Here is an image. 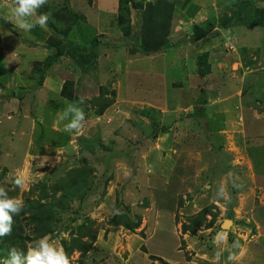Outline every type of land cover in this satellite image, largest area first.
I'll list each match as a JSON object with an SVG mask.
<instances>
[{"label": "rangeland", "instance_id": "1", "mask_svg": "<svg viewBox=\"0 0 264 264\" xmlns=\"http://www.w3.org/2000/svg\"><path fill=\"white\" fill-rule=\"evenodd\" d=\"M243 1L253 5L198 0L188 15L180 7L190 2L175 0H134L141 6L130 12L119 0H48L39 10L51 14L47 26L22 31L9 21L14 0H0V185L24 205L68 208L52 216L47 236L63 249V238L86 242L89 252L72 251L70 264H228L230 251L234 264H264V20L248 16L262 15L263 1L243 8L246 38L223 23ZM196 29L213 32L189 43ZM218 65L222 89L203 95V72ZM81 97L84 127L65 132L59 115ZM199 102L217 105L216 119H203ZM220 183L226 200L214 199ZM58 185L85 199L54 197ZM43 190L51 194L41 200ZM28 217L17 222L16 243L3 246L26 251L36 240Z\"/></svg>", "mask_w": 264, "mask_h": 264}, {"label": "clouds", "instance_id": "2", "mask_svg": "<svg viewBox=\"0 0 264 264\" xmlns=\"http://www.w3.org/2000/svg\"><path fill=\"white\" fill-rule=\"evenodd\" d=\"M48 2V0H14V6L11 9V21L18 29L22 31H31L39 26L45 28L51 19L50 13H41L39 10ZM83 97L78 101L69 102L59 115L64 123V131L68 133L79 132L86 120V114L81 104ZM13 183L17 188L23 189L24 178L17 172L13 178ZM232 187L235 189L243 188V185L236 182L233 178ZM227 192L224 183L217 185L214 199H227ZM24 209V203L18 198L9 195L7 189L0 185V238L8 236L13 231L14 216L19 215ZM224 231H219L214 242L220 245L225 240ZM239 241L232 245V249L239 248ZM223 254L222 248H217L215 257L217 260ZM242 255V253H241ZM238 259L235 251H230L227 261L228 264H234ZM0 264H70L68 255L63 248L57 247L49 240L47 235L34 240L28 245L26 251L18 250L13 247L9 250L8 255Z\"/></svg>", "mask_w": 264, "mask_h": 264}, {"label": "trees", "instance_id": "3", "mask_svg": "<svg viewBox=\"0 0 264 264\" xmlns=\"http://www.w3.org/2000/svg\"><path fill=\"white\" fill-rule=\"evenodd\" d=\"M119 8L120 10L124 11V12H130V4H133V8H137L138 6H141V5H138L137 2H134V0H119ZM209 30V29H208ZM210 31V30H209ZM201 33V34H200ZM209 32L205 33L204 30L202 29H198L197 30V36L199 35H208ZM57 47V46H56ZM206 76L207 74L205 72H203V76ZM63 95L70 99V94H66L63 92ZM200 103H203V102H200ZM84 159V162L83 164L85 163V165H88V160L87 158H83ZM68 185L70 186L71 184L73 185H76L77 183V180H72V179H69L68 180ZM63 186V185H58L57 187H55L53 190H52V193L54 197L55 194L61 192V191H64L65 193L62 194L61 198L64 200V201H71V202H74V201H77L78 199H81V201H83L85 198L84 196H74L72 194H70L69 192H67L69 190V186ZM82 187L85 186V184H82L81 185ZM68 188V189H67ZM81 188V187H80ZM82 191V190H81ZM92 190H87L86 191V194L88 193H91ZM50 191L48 190H43V193L41 194V200H44L46 199L47 197L50 196ZM81 197V198H79ZM46 207V208H45ZM50 212L51 214L49 215H44V212L47 211ZM60 210L62 211H67L68 208H64V207H61V208H58L56 206H54V204H43V203H35V204H32L31 202L27 203L24 205V209L23 211L17 215V216H14V224H13V231L10 235L8 236H5L3 238H0V260L3 256L7 255L8 252H9V248L3 246V242H6L8 244H10V246L12 244H15L16 243V236H15V231L17 230L18 226H17V222L24 219V217L26 215H29L28 219H29V225H32V224H35L34 228H33V233L36 234L37 238L41 237V236H44V235H48V234H53L55 232V228L53 225V215L57 214V212H59ZM81 210H83V206H81ZM46 221L48 222L46 224ZM57 222V219L55 220ZM117 222V221H116ZM115 222V223H116ZM141 225V221L138 220V221H135V222H128L126 224V227L130 230H134L135 228H138L139 226ZM198 225H201V223H199ZM81 228H84V229H87V227L83 224V226H81ZM185 232H190L191 231V228L185 226ZM89 232H86V234L84 235H87L89 236L92 241L96 240V236L93 235L91 233L90 230H87ZM58 235H60V232L57 233ZM20 237V236H19ZM36 238V239H37ZM81 238V237H80ZM29 239V238H27ZM62 245L65 249V251L67 252V255H70V253L74 250H78L81 252V255L82 256H86V254L89 252V246H87L86 242L85 241H82V239H79L77 237L74 238L73 242H74V246H69V243L67 240H65L64 238L62 239Z\"/></svg>", "mask_w": 264, "mask_h": 264}, {"label": "crops", "instance_id": "4", "mask_svg": "<svg viewBox=\"0 0 264 264\" xmlns=\"http://www.w3.org/2000/svg\"><path fill=\"white\" fill-rule=\"evenodd\" d=\"M167 2H168V0H166ZM198 0H184L183 2L182 1H180V0H175V2L177 3L176 4V7H177V5H179V4H186L187 2H190V4H189V6H183V7H180L181 8V12H185L186 14L187 13H189L188 15H190V13H194V11L195 10H197V7H198V5L199 4H196L195 2H197ZM235 1V0H234ZM247 1H249V0H247ZM256 0H253V5H249V3L248 2H246V1H243V3H248V4H246V5H244V4H242L241 2H239V3H241V5L239 6V7H235V9H236V11L237 12H241V13H237L236 11H232L231 12V16L229 15V20H227L226 22H225V20H223L224 22V25L227 27V29L229 30V34L230 33H235L236 31H240V33H241V36H244L245 37V34H244V32H246L247 31V33H249V31H251L252 29H250L249 30V28L247 29L246 27H248L252 22H245V17L247 16V15H244L243 14V8H247L246 10H248V9H250V7L251 6H253V7H259V5L258 4H255L254 2H255ZM261 1H263V5H264V0H261ZM179 6H181V5H179ZM236 6V5H235ZM196 7V9L194 10V8ZM260 7H262V6H260ZM176 8L173 6V10H175ZM252 9V8H251ZM179 11V9L177 8L175 11ZM256 10V9H255ZM259 10H261V11H263L264 12V6L262 7V8H260ZM249 14H248V16H251V15H253L254 16V18H256V17H258V18H260V19H263L264 20V13L261 15L260 13L258 14V12H256V14H254L255 12H252V11H250V12H248ZM232 14H237L238 16L235 18L234 17V15H232ZM194 17L196 18V15H194ZM239 19H242V20H239ZM237 21H240V22H238V24L237 23H235V22H237ZM255 22V21H254ZM197 30L198 29H196V30H194L193 32H196L197 33ZM258 31L259 32H263L264 31V28L263 29H259L258 28ZM211 32H213V30L212 31H209V33H208V35H210L211 34ZM208 35H206V36H208ZM248 35V34H247ZM199 36H202V35H199ZM262 37H264V33L262 34V36H261V38ZM246 38V37H245ZM197 39H199V37L196 35L194 38H193V40H191V41H189V43L190 42H192V41H196ZM248 41V40H247ZM0 45H4V43H2V44H0ZM227 45V44H226ZM177 49H178V47H176ZM246 48V47H245ZM247 48L248 49H250L248 46H247ZM217 50V48H215V49H210V51H207L206 53H207V56H209V55H211V53H212V55L214 54V52ZM208 52H210L209 53V55H208ZM9 54V53H8ZM12 54V53H11ZM11 54H9V55H11ZM161 54V53H160ZM5 55H7V52H5V51H1L0 52V56L3 58V57H5ZM158 55H159V53H158ZM11 57H12V55H11ZM148 58H150V57H147V59ZM163 58V57H162ZM209 58V61L210 60H212V58H211V56H209L208 57ZM228 57H226L225 56V54L223 53V54H221L220 55V60L222 61V60H224L225 61V59H227ZM209 61H208V63H209ZM173 62H174V60H173ZM223 62V61H222ZM174 63H176V61L174 62ZM213 63L214 64H216V62L215 61H213ZM238 63H240L241 64V62H238ZM163 64H167V62H164L163 61ZM252 63H250V62H243L242 64H241V68H240V70H239V72L240 71H242V73L243 72H246V71H244L245 70V68L244 67H246V66H248V65H251ZM233 66H235V63L233 64ZM165 68V70L167 69V66H165L164 67ZM205 68H206V66H205ZM212 70V71H211ZM211 70L209 71V72H207V74L208 75H206L204 78H203V80H202V82H203V84L205 83V85H204V88H203V90L201 89V87L200 88H198V89H201V93H203V95H206V94H210V92H212V93H215V91H217L216 89H218L219 87L222 89V87L221 86H219L218 85V78L219 77H221V75L222 74H224L222 71V69L219 67V65H218V67H213V68H211ZM7 73H5V75H6ZM3 79H5V78H3ZM3 79H0V80H3ZM229 81V80H228ZM1 82V84H3V82H5V81H0ZM214 91V92H213ZM175 92H177V91H175ZM218 93H221L219 90H218ZM217 93V94H218ZM226 101H227V99H225ZM199 104L201 105V107L199 108V111L201 112V116H203L204 118L203 119H213L214 120V118L216 119V117L215 116H212V112H214V108L216 109L217 108V105H215L214 107L213 106H210L209 107V109H207V108H205V106H204V103H200L199 102ZM198 104V105H199ZM203 106V107H202ZM195 107V106H194ZM203 108H204V110H203ZM179 110V109H178ZM201 110H203V112L201 111ZM182 111V110H181ZM183 124V123H182ZM1 128V127H0ZM200 132H202V131H200ZM220 133V132H219ZM224 130H223V132H221V134L220 135H222L223 137H224ZM239 133H241V132H239Z\"/></svg>", "mask_w": 264, "mask_h": 264}, {"label": "water", "instance_id": "5", "mask_svg": "<svg viewBox=\"0 0 264 264\" xmlns=\"http://www.w3.org/2000/svg\"><path fill=\"white\" fill-rule=\"evenodd\" d=\"M229 176L231 177V175H229ZM226 222H231V223L233 224V222H232V221H230V220H226V221H225V223H226Z\"/></svg>", "mask_w": 264, "mask_h": 264}]
</instances>
